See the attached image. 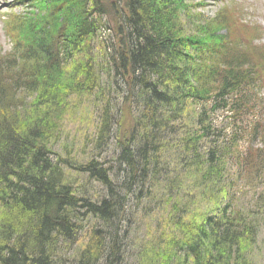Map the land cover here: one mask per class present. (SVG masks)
<instances>
[{"label":"trees","instance_id":"1","mask_svg":"<svg viewBox=\"0 0 264 264\" xmlns=\"http://www.w3.org/2000/svg\"><path fill=\"white\" fill-rule=\"evenodd\" d=\"M186 1L47 0L45 19L10 29L0 264H251L264 51L226 43L225 13L204 19ZM83 99L94 127L68 143ZM158 210L131 256L137 219Z\"/></svg>","mask_w":264,"mask_h":264},{"label":"rangeland","instance_id":"2","mask_svg":"<svg viewBox=\"0 0 264 264\" xmlns=\"http://www.w3.org/2000/svg\"><path fill=\"white\" fill-rule=\"evenodd\" d=\"M47 0H0V53H7L11 47V39L8 36L10 29L18 27L27 20L46 18ZM187 7L191 9V15H199L204 19H213L218 13L224 12L230 19V35L226 43H235L237 46L247 49L256 47L264 51V0H187ZM189 14V15H190ZM190 15V17H192ZM244 31V32H243ZM247 34H244V33ZM224 35L223 33H221ZM226 37V35H225ZM264 89V88H263ZM264 99V91L260 92ZM74 111L67 118L63 133L67 142H73L82 134L90 133L94 127L96 114L88 106L87 99L75 100ZM249 120V119H248ZM156 201H160L157 192ZM246 199L250 200L251 198ZM243 202V204L246 202ZM148 204V202H147ZM199 207L198 209H202ZM258 209V208H257ZM259 210H256L258 212ZM159 210L147 216L137 219L136 233L129 239L130 245L128 253L134 256L133 247L138 246L134 238L138 240L142 237L152 235L155 225L162 222ZM259 225L258 234L254 246L250 247L249 261L251 264H264V211L258 213ZM148 233L146 234V232Z\"/></svg>","mask_w":264,"mask_h":264}]
</instances>
